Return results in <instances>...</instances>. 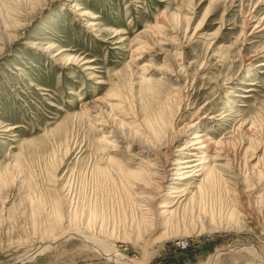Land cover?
<instances>
[{
    "label": "rangeland",
    "instance_id": "obj_1",
    "mask_svg": "<svg viewBox=\"0 0 264 264\" xmlns=\"http://www.w3.org/2000/svg\"><path fill=\"white\" fill-rule=\"evenodd\" d=\"M263 19L264 0H0V264H264ZM197 132L216 170L163 215Z\"/></svg>",
    "mask_w": 264,
    "mask_h": 264
},
{
    "label": "bare ground",
    "instance_id": "obj_2",
    "mask_svg": "<svg viewBox=\"0 0 264 264\" xmlns=\"http://www.w3.org/2000/svg\"><path fill=\"white\" fill-rule=\"evenodd\" d=\"M72 7L74 8L76 6H72ZM93 25H95V24H92V26ZM85 63H87V62H85ZM256 67L257 68L264 67V63H259L258 65H256ZM203 138H204V136L199 134L198 132L194 133V136L192 137V140L190 141V143L186 147L182 148V150H188L186 156H184V158H182V159L177 160L173 165L174 167H170L169 170H170V172L172 171V175H174V178L170 179V183H169L170 187H171L170 193H169L170 195H167V197L170 198L171 200H173V202L171 205H161L160 206L161 209H166L163 211V215H170L173 211L172 210L169 211L167 209H171L176 205L178 206V204H180L182 202L183 195H181V191H178V189L175 187V185L178 184L177 182H180V181L186 182V181L194 180L196 177H205V176H206L205 181H207L208 175L211 174L213 170H216V169H214V167H205L208 164V161H207V158L204 157V155L206 154L205 153L206 150H208L210 148V145H212V144L209 145V143H206ZM222 168H225V167H222ZM163 178L165 179L167 177L164 176ZM160 188H162V187H160ZM175 209H176V207H175ZM28 254H26L24 257H26V256L28 257L29 256ZM112 254H111L112 256L110 255L112 258L117 257L116 254L115 255H114V253H112ZM33 256H34V254H33ZM31 257H32V255H31Z\"/></svg>",
    "mask_w": 264,
    "mask_h": 264
}]
</instances>
